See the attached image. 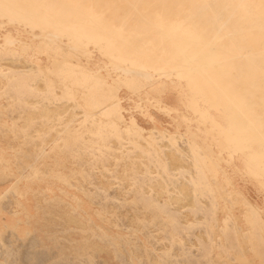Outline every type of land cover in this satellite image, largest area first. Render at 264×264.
Wrapping results in <instances>:
<instances>
[{
    "label": "rangeland",
    "instance_id": "obj_1",
    "mask_svg": "<svg viewBox=\"0 0 264 264\" xmlns=\"http://www.w3.org/2000/svg\"><path fill=\"white\" fill-rule=\"evenodd\" d=\"M185 8L181 3L168 5L163 0H0V96H23L24 102L19 103L23 109L41 108L46 114L50 110L65 108L78 114L80 111L76 110L94 109L103 103L100 99L112 98V102L105 106H112V117L104 116L112 119V130L120 128L124 123L120 122L124 119V112L128 111L125 106L128 101L122 96H133L138 103L141 101L135 96H153L154 102L145 99L144 104H137L135 108L139 111L156 109L169 116L178 112L173 96H190V107L198 114L196 121L203 126L200 130L205 136L189 128L183 135L196 143L208 171L219 178V183L237 191L233 176L237 171L235 173L226 164L212 166L198 141L200 138L207 140L216 153L224 149L222 155L230 159L235 150L229 147L230 130L223 129L221 116L230 121L234 132L237 131V120L243 119L245 133L250 125V133L254 127L256 136L258 122L252 116H236L243 109L247 114L249 101L229 64V53L220 46L222 40ZM56 96L61 100H50ZM237 96H244L242 103L237 101ZM159 117L166 119L164 115ZM72 119L75 127L94 124L97 118L76 116ZM131 123L138 126L133 118ZM143 125L149 126L148 123ZM216 140H222V144H216ZM259 144L261 153H264V127L259 129ZM126 152L125 149H106L102 168L106 173L109 171L112 181L113 161L114 172L128 177L129 192H132V176L139 173L140 166L134 164L130 156L125 158ZM234 168L236 170V166ZM259 177L258 183L264 190V181ZM134 182V190L139 194V183ZM219 183L215 182L213 190L226 194L227 189ZM240 183L253 200L263 203L264 194L251 182ZM2 184L5 185L6 181ZM11 185L13 181L6 184ZM118 192L116 188L109 189L106 197L108 209L112 210V195ZM231 194L229 201L232 200ZM217 200L219 204L224 200L228 206L222 196ZM92 207L95 209L96 204ZM228 208V213L235 214L238 220L237 213ZM117 209L128 216L116 224L110 220L108 228L111 232L131 233L127 229L130 224L141 229L143 225L133 222L137 210L130 206ZM174 210L175 214H184L186 219H194L192 212L183 205L179 204ZM155 211L150 209L141 213L151 217ZM40 225L35 227L33 241L28 239L9 245L8 238L4 237V248L8 245L6 248L14 250L13 254L8 253L12 258L5 260V264H77L70 254L71 249L61 259L56 247L61 244L71 246V240L80 239V234L92 237L95 249L92 264H129L124 249L114 254L109 239H99L98 231L96 236L87 235L80 231L86 226L78 227L57 219H51L47 228ZM182 226L181 222L179 229ZM145 227L142 230H151L157 235L151 243L158 256L167 242L161 241L163 234L157 233L153 223H147ZM43 230H50L51 235L42 240ZM193 230L191 236H186L185 232L180 234L184 245L175 242L166 264H200L198 258L202 257L203 250H207V245L201 244H207L208 239L203 225ZM136 235L128 236V247L136 248L141 244ZM141 236L145 235L141 233ZM1 238L0 235V245ZM142 261L145 263L144 259ZM202 264L209 263L203 260Z\"/></svg>",
    "mask_w": 264,
    "mask_h": 264
},
{
    "label": "crops",
    "instance_id": "obj_2",
    "mask_svg": "<svg viewBox=\"0 0 264 264\" xmlns=\"http://www.w3.org/2000/svg\"><path fill=\"white\" fill-rule=\"evenodd\" d=\"M58 97L50 100H61ZM135 97L141 102H135L133 96H122L128 101L124 104L128 111L124 112V119L120 121L124 123L120 128L112 130V119L104 118L112 117V106L105 108L112 98L100 99L103 103L94 109L76 110L80 111L78 114L70 108L50 110L46 114L41 108L23 109L20 106L25 100L23 96H0V264L11 259L8 253L14 252L6 248L8 245L4 248V237L8 238L9 245L28 239L33 241L37 224L47 228L51 219L74 223L78 227L84 225L86 229L80 231L87 235L96 236L98 231L99 239H109L114 254L124 249L129 264H166L175 242L184 245L180 234L185 232L186 236H191L193 228L202 225L208 243L202 242L201 246L207 245V250H203L202 257L200 254L198 263L202 264L204 260L209 264H264V200L262 204L253 200L240 183L249 181L264 194L257 178L260 176L264 181L259 125L257 136L254 127L250 133V125L246 134L244 120L238 119L234 132L230 121L221 116L223 129L230 130L229 147L235 150L232 161L237 171L233 175L237 191H234L221 185L219 178L208 171L196 143L183 135L189 128L205 136L200 130L203 126L196 121L198 114L190 107V96H173L178 112L171 116L156 109L139 111L135 106L144 104L145 99L153 101V96ZM156 97L163 99L164 96ZM243 98L237 96V101L242 103ZM247 99L249 104L251 100L254 103L255 96H247ZM246 113L243 109L236 116L247 115L254 119V108L249 107ZM159 115L166 119H160ZM76 116L97 119L94 124L74 127L72 118ZM132 118L138 126L131 123ZM143 123L149 126L145 127ZM106 149L131 150V153H125V158L130 156L132 162L140 166L139 173L132 176V192H129L128 177L114 172L113 161L112 181L109 171H103ZM224 155L227 156L226 152ZM5 181L6 184L13 181V185H3ZM134 181L139 183V194L134 190ZM217 181L227 189L226 194L213 190ZM112 188L119 192L112 195L110 210L106 197ZM218 196H222L237 213V226L226 207L218 203ZM92 204H96L95 209ZM179 204L190 210L194 219H186L181 212L175 214L174 207ZM119 206L137 210L133 222L143 225L141 229L130 224L127 229L131 233L110 231V220L116 224L128 216L119 213ZM150 209L156 210L151 217L141 213ZM181 222L183 226L179 229ZM147 223H153L157 233L163 234L161 241L167 242L158 256L151 243L157 235L151 230H142L146 229ZM175 225L177 229H174ZM237 228L246 239L248 252ZM43 231L42 240L51 235L50 230ZM129 235H136L141 244L136 248L128 247ZM80 236V239L71 240V246L61 244L56 247L61 253L59 258L71 249L75 263L92 264L95 253L92 237Z\"/></svg>",
    "mask_w": 264,
    "mask_h": 264
},
{
    "label": "bare ground",
    "instance_id": "obj_3",
    "mask_svg": "<svg viewBox=\"0 0 264 264\" xmlns=\"http://www.w3.org/2000/svg\"><path fill=\"white\" fill-rule=\"evenodd\" d=\"M163 1L168 5H185L186 12L197 15L196 18L203 21L205 28L222 40L220 46L224 52L229 53V64L234 69L243 91L247 96H255L254 103L251 100L248 108H254L259 129L264 127V0ZM198 142L211 165L220 164L223 167L226 164L236 173L232 157L227 159L222 155L224 149L220 148L221 151L216 153L213 145L207 140L200 138ZM218 143L222 144V140H216V144ZM227 175L232 183L229 171ZM220 204L230 211L224 200H220ZM229 215L237 226L236 215ZM237 234L248 251L242 232L238 228Z\"/></svg>",
    "mask_w": 264,
    "mask_h": 264
}]
</instances>
